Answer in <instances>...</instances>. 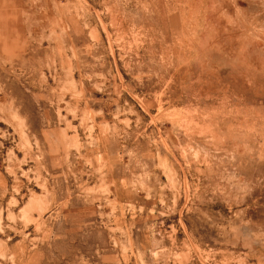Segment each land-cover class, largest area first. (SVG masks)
Wrapping results in <instances>:
<instances>
[{
	"label": "rangeland",
	"instance_id": "374dc122",
	"mask_svg": "<svg viewBox=\"0 0 264 264\" xmlns=\"http://www.w3.org/2000/svg\"><path fill=\"white\" fill-rule=\"evenodd\" d=\"M0 264H264V0H0Z\"/></svg>",
	"mask_w": 264,
	"mask_h": 264
}]
</instances>
